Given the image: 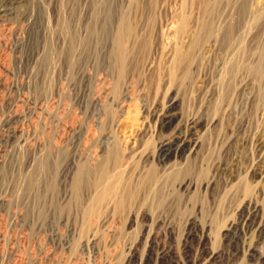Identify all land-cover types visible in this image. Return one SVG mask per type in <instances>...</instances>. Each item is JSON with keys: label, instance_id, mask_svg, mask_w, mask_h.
Instances as JSON below:
<instances>
[{"label": "rangeland", "instance_id": "374dc122", "mask_svg": "<svg viewBox=\"0 0 264 264\" xmlns=\"http://www.w3.org/2000/svg\"><path fill=\"white\" fill-rule=\"evenodd\" d=\"M98 1H42L15 23L18 32L0 36V264H264V226L256 229L264 223V76L248 70L264 46V0H113L136 26L122 75L106 58L111 37L92 38L94 50L75 66L64 54L71 33L86 35ZM206 21L214 34L174 65L187 27L201 34ZM168 111L178 113L179 133L199 141L190 173L171 178L149 159L160 182L131 200L116 191L94 202L102 151L112 139L123 143L136 172L147 164L142 151L156 155L169 136L158 123ZM46 158L51 170L36 175L31 193L28 178ZM81 164L93 173L76 198ZM37 189L45 200H34ZM117 196L126 201L120 211ZM255 208V225L245 226Z\"/></svg>", "mask_w": 264, "mask_h": 264}, {"label": "bare ground", "instance_id": "6f19581e", "mask_svg": "<svg viewBox=\"0 0 264 264\" xmlns=\"http://www.w3.org/2000/svg\"><path fill=\"white\" fill-rule=\"evenodd\" d=\"M42 1L50 2L51 0H0V36L3 33H6L8 31L19 30L20 25L19 26L16 25L17 22L18 23L21 22V20L24 19L26 16L35 15L34 11L36 8L39 7L40 2ZM113 2H114L113 0H101V1L93 3L92 13L90 17L88 18L86 25L84 26L86 35L83 38H79L75 31L71 33L70 36L68 35L69 39H68L67 45L65 46V49L64 48L63 49H64V54L69 58V62L71 66L77 65L79 60L82 59V51L86 55L87 54L89 55L92 52V50H94V48L93 47L91 48V45H90L93 39H95L94 41L96 44L101 45V44H104L109 37H111L112 48L107 53L106 58H108V60H111L114 66L119 67L118 73H120L121 75L124 73L125 60L128 59L130 56V51H129L130 48H128L127 42L130 40L134 41V38L132 36L134 34L136 26L133 20H131L129 16L126 14V12H122V13L116 12ZM203 2H205V0H203ZM181 18L182 19L180 21V24L178 25L177 30L178 32L183 33L185 32V29H186L187 18L186 17H181ZM231 28L232 26H230L229 24L227 27L224 28V30L222 29L224 32L223 34L224 40L229 38L228 36H230L229 33H230ZM187 29L188 30L186 32L189 38V42L187 43L186 47L183 46L184 48H179V49L176 48L177 50H175L174 55H173V62H174V65L176 66L190 60L192 52L197 46L200 37H202L203 35L205 36L213 35L215 31L214 26L209 21H206L201 24L200 26V30L202 31L201 34H199L198 32H195L194 29H189L188 27ZM108 41L109 40H107V42ZM52 42H54V40ZM78 46L80 47V50L76 56V53H77L76 51H77ZM103 55H104V52H103ZM48 59H49V54L48 52H45L43 56L41 57L42 65L46 63ZM259 59H260L259 63L249 66L248 70L256 76H264V46L261 50ZM237 67L238 66H237L236 61H232L229 65V70L231 72L235 71ZM158 123H159V129L169 132V136L162 141L160 147H158L156 155L149 153L146 150H145L146 152L142 151L143 153L141 154L143 155V158H145L144 161L147 164L148 163L149 164L148 165L143 164L139 169H137L136 172L134 171V169L132 170V168L129 167L130 166V163L128 160L129 155H124V150L127 148L121 145L123 143L119 142L116 139H112L108 148H105V150L103 151L100 150L102 151L101 155H103V157L105 154V158H102L103 160L99 162L100 164L96 172L97 179L95 180V183H96V186L99 184L101 185L104 184V185H102L103 186L102 190L97 192L94 202L98 203V201L107 200L108 198L111 197L112 194L114 195L117 192L123 193L126 199L130 198L131 200V198H134L136 194L135 192L140 187H143L145 185H153V184L156 185L158 182H160L161 173H159L157 165L161 167L160 169H163L162 173L165 174V172H169L171 174V178L173 177L175 178V176L177 177L178 174L181 175L180 173H190V171L192 170V166H193L192 161L194 159V156L197 154V150L199 147V144H198L199 141L189 137L188 135H183L178 132L179 129H178V113L177 112L168 111V112L163 113L160 116V118L158 117ZM12 133L14 132L12 131ZM144 134H145L144 130H140L137 132V137L139 138L135 139V141L132 142V144L135 146L134 149L132 150L134 153L141 151L142 147L140 146L139 141L142 139ZM149 159H151V161H156L157 165H150L151 162ZM51 166L52 164L47 158L44 159L43 161L41 160V162L37 165L36 169L35 168H34L35 170L32 169L34 172L30 176L27 175L29 176L28 183H27V190H30L35 186L36 180H37L36 175L42 171L48 172L49 170H51ZM92 173H93L92 168L88 166L87 164H81L76 169L74 173V178L72 181V188H73L74 195L76 198H78L77 192L82 183V178L90 177ZM124 175H129V177L124 179L123 178ZM134 176L136 177L135 179L133 178ZM188 184L191 185V180L190 182L188 180ZM157 186H158L157 191H159L162 185L159 184ZM50 189L53 190V186L50 187ZM124 197L117 196L116 199L114 200L113 206H115L116 211L117 209H119L120 211L123 203L126 202V201L123 202ZM43 199H44V192L37 189L34 194V200L36 202H40ZM41 209L42 208L40 207V210H39L40 212L43 211V210L41 211ZM258 209L255 208L251 212V214H249L247 218H245L244 220L245 226H246V223L253 224L254 222L257 221L256 220L257 216H259ZM90 210H88V212H90ZM263 224L260 223L258 228H256L259 233H261L263 230V226H264Z\"/></svg>", "mask_w": 264, "mask_h": 264}]
</instances>
